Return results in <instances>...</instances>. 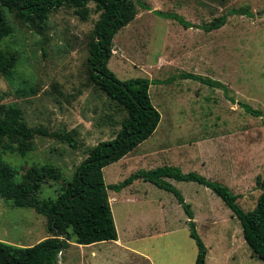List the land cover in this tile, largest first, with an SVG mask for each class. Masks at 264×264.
Instances as JSON below:
<instances>
[{
  "label": "rangeland",
  "instance_id": "1",
  "mask_svg": "<svg viewBox=\"0 0 264 264\" xmlns=\"http://www.w3.org/2000/svg\"><path fill=\"white\" fill-rule=\"evenodd\" d=\"M141 1L148 8L137 3L135 18L115 35L109 67L120 79L163 80L151 83L149 90L161 120L137 148L104 168L106 183L120 182L138 169L178 165L225 183L245 210L253 209L261 193L257 177L264 176V0ZM242 5H249L254 15H229L225 25L212 31L185 28L154 11L178 13L202 26ZM88 7L89 16L83 19L74 7L61 6L42 26L22 22L4 7L13 32L1 47L17 51L19 60L10 76L0 75V104H14L29 125L65 130L78 143L74 147L66 140L38 135L35 149L27 155H3L20 172L39 164L62 170L60 179L43 184L41 198H55L88 148L115 137L127 115L90 80L87 59L100 11L94 2ZM186 72L223 86L180 76ZM243 104L263 114L248 112ZM134 181V188L140 189L134 194L128 185L120 191L109 189L118 234L128 235L126 243L79 244L72 239L56 264H94L88 255L93 250L99 252L95 260L115 254L117 259L110 258L118 264H149L133 253L145 247L151 264H195L198 248L184 207L170 206L175 194L150 181ZM169 181L194 210L197 231L208 248L206 264H264L219 195L196 181ZM48 236L43 214L0 198V240L26 246Z\"/></svg>",
  "mask_w": 264,
  "mask_h": 264
},
{
  "label": "trees",
  "instance_id": "2",
  "mask_svg": "<svg viewBox=\"0 0 264 264\" xmlns=\"http://www.w3.org/2000/svg\"><path fill=\"white\" fill-rule=\"evenodd\" d=\"M94 2L100 16L95 24L96 38L90 42L87 67L90 80L110 98L122 106L127 115L115 137L101 140L88 148L87 156L76 167L73 177L55 198H41L43 184L58 180L62 170L56 165H33L25 172L3 159L6 153L27 155L35 149V137L46 135L66 140L76 147V139L67 131H50L44 126H31L20 108L14 104H0V198L13 206L34 208L47 218L51 236L33 245L20 246L0 240V264H56L58 254L74 239L79 244L116 240L118 230L111 208L109 189L120 191L136 179L150 181L158 187L175 194L188 216L191 237L196 241L198 254L195 264H206L208 248L196 228L194 211L182 191L169 178L181 181H196L219 195L241 222L243 235L252 253L264 260V176L257 177L261 189L256 206L245 210L238 202V195L218 180L197 171L185 172L178 165L165 164L152 169H138L117 183H106L104 168L133 151L157 129L161 113L153 104L150 86L161 79L134 77L120 79L109 67L113 55V41L118 31L129 24L137 14V3L148 6L141 0H0V75L10 76L18 63L17 51L3 49L2 41L12 34L4 7L16 12L22 22L38 23L42 26L51 11L64 5L76 9V13L87 19L88 4ZM164 17L177 19L185 28L198 26L206 31L218 29L226 24L229 15L253 16L249 5L233 7L214 20L195 25L178 13L154 10ZM183 78H194L208 85H223L212 79L186 72ZM248 112L262 115L259 110L243 104Z\"/></svg>",
  "mask_w": 264,
  "mask_h": 264
},
{
  "label": "crops",
  "instance_id": "3",
  "mask_svg": "<svg viewBox=\"0 0 264 264\" xmlns=\"http://www.w3.org/2000/svg\"><path fill=\"white\" fill-rule=\"evenodd\" d=\"M169 179H173V178H169ZM135 182V181H134ZM131 183L130 185H128L127 187H130V188H134L135 186H134V184L135 183ZM125 188V187H124ZM141 189H143V186L141 187ZM123 190V189H122ZM139 190L140 189H138V188H134V189H132V190H130L131 191V194H134V192L136 193L137 191L139 192ZM132 199V198H131ZM186 199V198H185ZM187 201V200H186ZM170 206L171 207H176V208H179L178 206H181V204L179 203V201L176 199V200H173L172 198L170 199ZM194 211V210H193ZM184 214H186L185 212H184ZM186 216H187V214H186ZM194 216H195V213H194ZM187 218H188V216H187ZM164 220H165V222H168V218H167V216H165L164 217ZM187 221H188V219H187ZM166 233H170V229H166ZM128 239V235L127 234H122L121 236H119V234H118V238L116 239V240H106V241H114V242H112V243H114L115 245H121V244H125L126 243V240ZM101 242V241H100ZM95 243H97V242H95ZM93 244V243H92ZM132 249H134V248H132ZM108 250V249H107ZM107 250H105V251H107ZM112 250H113V248H112ZM62 252V251H61ZM112 253H114V252H112ZM133 253H135L136 255H138V256H140L142 259H145L146 261H149V264H151L150 263V257L152 258V256L150 255V252L147 250V248L145 247L144 249H137V250H134V252ZM88 255H89V258L91 259H93L92 260V262L91 263H93V262H95L94 264H118V261L117 260H112L110 257H115L116 259H117V257H116V255L115 254H112V256H110L109 258H105V259H99V260H95L94 258H98L99 257V252L98 251H96V250H93L91 253H88ZM154 264V263H153Z\"/></svg>",
  "mask_w": 264,
  "mask_h": 264
}]
</instances>
